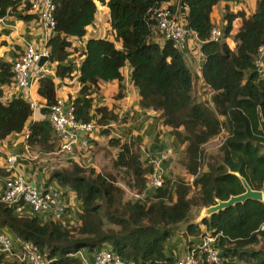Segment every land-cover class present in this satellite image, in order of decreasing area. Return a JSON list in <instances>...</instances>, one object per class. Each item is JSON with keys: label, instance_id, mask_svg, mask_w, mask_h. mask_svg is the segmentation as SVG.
Returning <instances> with one entry per match:
<instances>
[{"label": "trees", "instance_id": "16d2710c", "mask_svg": "<svg viewBox=\"0 0 264 264\" xmlns=\"http://www.w3.org/2000/svg\"><path fill=\"white\" fill-rule=\"evenodd\" d=\"M224 1L225 38L213 42V9ZM171 2L57 0L56 29L47 43L54 75L39 81L38 93L45 102L41 112L45 118L41 120L31 122L32 104L24 98L3 102L5 89L17 86V81L14 62L0 59V142L27 131L26 146L40 153L59 152V138L48 119L49 108L58 100L56 79L72 81L78 77L80 93L72 99L76 119L95 121L102 128L100 132L111 146L120 149L115 167L132 177L130 188L143 197L126 200L125 190L117 185L116 178L79 162L53 169L47 183H56L81 202L79 223L68 226L63 220L18 216L15 208L0 201V228L12 234L16 245L38 246L52 264H84L80 252L86 250L93 255L106 248L128 264H172L174 257L167 254V242L176 227L183 225L195 209L245 192L235 173L245 178L253 190H264V78L255 67L258 50L264 45V0H258L252 15L231 9L230 3L239 4L241 0H180L187 10L186 25L196 35L203 57L199 70L186 62L187 50L177 49L171 41H157L163 37L153 15L164 3ZM98 3L109 9L114 39L91 38L80 52L75 41L85 40L95 22ZM171 9L180 13L177 5ZM7 17L38 20L21 0H0V18ZM235 21L239 27L232 35ZM229 38L235 43L234 49ZM75 54L83 59L77 76L71 61ZM127 65L132 68V81L139 91V107L156 112L163 125L172 128L175 145L184 147L179 165L190 179L166 175L165 186L154 197L145 195L154 164L144 158L142 143L130 129L112 136L113 128L122 123L120 112L115 106L94 104V91L103 83L117 82L115 99H123V69ZM197 79L206 87L208 100H197ZM224 131L226 137L219 153L207 154L205 145ZM13 173L0 167V178ZM263 225L264 203L248 201L200 225H188L183 237L193 250L197 244L194 239L209 233L218 236L217 245L226 264H264ZM0 264L25 263L0 253Z\"/></svg>", "mask_w": 264, "mask_h": 264}, {"label": "built area", "instance_id": "2783aa9c", "mask_svg": "<svg viewBox=\"0 0 264 264\" xmlns=\"http://www.w3.org/2000/svg\"><path fill=\"white\" fill-rule=\"evenodd\" d=\"M23 5L30 6V13L38 17V22L43 29L44 46L37 49L34 45H29L18 60L14 62V72L16 74L17 86L22 89H29L34 82H39L47 76H53L54 70L49 67V62L44 66H39L42 57L50 56L47 48L49 39L54 35L56 29V1L57 0H21ZM172 3H164L157 10L153 17L156 21L157 31L162 35L163 41H171L175 47L181 51L188 49V40L191 34L187 25L183 21L181 12L171 9ZM4 21L5 18H0ZM225 38L224 28L214 25L210 33V41L220 42ZM255 67L258 74L264 78V45L258 50L255 58ZM33 111H37L40 106L38 102H31ZM48 119L59 138L60 154L70 156L80 144L82 149H87L91 145V138L102 130L95 121L88 123L76 119L75 109L72 102L57 100L49 108ZM29 135L26 134V138ZM82 141L80 142V140ZM80 148V149H81ZM53 154L38 153L31 156L33 162H43ZM145 159L148 164H154V171L148 176V188L157 191L163 188L166 183V173L162 167V162L168 160L165 154L162 158ZM27 156L18 154L7 157L6 164L8 169L14 170L13 175L6 178L4 187L0 189V201L15 208L18 216L41 217L48 216L54 220H63L67 217V209L70 204L65 197V191L56 183L48 184L44 188H38L25 178L19 169L22 160ZM76 162H79L76 160ZM80 163V162H79ZM81 164V163H80ZM83 165V164H82ZM193 181V179H191ZM135 198L143 200L141 195L135 194ZM264 230V225L261 227ZM218 236L207 234L201 238L199 246H196L189 253L180 257L172 264H226L227 260L223 257L217 245ZM0 253L7 259L18 261L25 264H52L41 253L38 246L30 243L16 245L15 239L9 231L0 233ZM84 264H128L120 255L111 250L103 249L95 253L94 258L89 260L86 256L78 254Z\"/></svg>", "mask_w": 264, "mask_h": 264}, {"label": "crops", "instance_id": "0c3cea01", "mask_svg": "<svg viewBox=\"0 0 264 264\" xmlns=\"http://www.w3.org/2000/svg\"><path fill=\"white\" fill-rule=\"evenodd\" d=\"M257 2L258 0H241L239 4L230 3V6L234 12L244 9L248 15H252L256 10ZM171 3L173 5H177V8L181 12L183 20L186 24L185 18L187 15V10L181 6L180 0H172ZM226 6L227 3L224 1L218 6L214 7L212 13V22L222 28H226L227 25V21L224 19ZM105 21L108 22V27L110 28V33L112 35L109 9L106 5L99 3L95 22L93 26L88 28V34L85 37V40L75 41V47L79 49L80 52L85 49L89 39L106 38L97 34L99 31L98 28ZM238 27L239 22L235 21L233 23V31L231 33L232 35L237 33ZM89 30H93L95 34H92V32H89ZM43 33V29L37 20L26 22L15 17H7L4 21L0 20V59L15 62L25 52L29 45H34L37 49L42 48L45 43L43 41ZM157 41L160 44L164 43L162 38H157ZM227 41L230 47L234 49L235 43L232 41V39L229 38ZM188 44L189 46L187 52L196 56V49H200V46L196 42L195 35L191 34L189 36ZM198 52V54L201 56L202 64V54L200 50ZM82 60L83 59H80L77 54L71 57V61L75 64L74 67L76 76L79 73V66ZM123 74L126 85L123 99H115V95L118 93L119 89L117 82L103 83L99 84L97 90L94 91V104L95 106L105 105L109 108H113L114 106L117 107L122 118V123L119 126L121 132L126 129L133 131V133L142 143V153L144 158L145 155H147L146 158L150 156V158L154 157L158 159L159 157L162 158V156L166 154L168 156V160L163 161L161 165L164 168L166 175H169L171 174V168H173H170L171 163L176 162L179 165L180 156L184 147L175 145V137L172 128L164 126L162 121L158 118L156 112L151 110H143L139 107L138 102L140 100V95L138 89L135 88L133 84L131 77L132 68L130 65H127L123 69ZM77 78L78 77H75V79L72 81H61L56 79L58 100L72 102V99H75L79 96L81 87L77 82ZM38 90L39 82H34L32 87L29 89H22L18 86L6 88L3 102H7L14 98H24L30 102H38L40 108L34 112L31 122L41 120L45 118L41 113L44 109L45 102L40 97ZM26 132L27 131L21 134H13L6 141L0 142V167L8 168L6 160L10 155L18 154L21 156H27V158L23 159V162L19 165L20 173L29 181H31L33 185L43 189L50 176V172L54 169V166H58L56 168L67 166L66 163H68L70 156L57 152L51 155L49 158L43 160V162H33L30 157L40 152L25 145ZM105 138V135L101 134V132H97L96 135L94 134L93 138L91 139H93V141L96 140V142H94L96 144L97 142L103 141ZM81 141L82 139L80 142ZM80 148L81 146L78 144L77 150L81 151L82 148ZM62 164H64V166ZM5 181L6 178H0V189L4 187ZM65 191L71 207L70 212L66 217L65 223L66 225L71 226L79 223L82 204L75 195L67 190ZM145 195L154 197L156 195V191L147 189ZM42 218L45 221L48 220L49 217L42 216ZM4 230L5 229L0 228V233ZM196 243V245L200 244L198 242ZM196 245H194L193 248L196 247ZM253 249L254 248H249V250ZM190 251L191 249L186 247L184 239H182L181 236H176L175 231L172 238L167 242V254L171 257H174V260H176L180 257H183ZM81 254L86 256L89 260H92L95 255L85 251H82Z\"/></svg>", "mask_w": 264, "mask_h": 264}, {"label": "rangeland", "instance_id": "374dc122", "mask_svg": "<svg viewBox=\"0 0 264 264\" xmlns=\"http://www.w3.org/2000/svg\"><path fill=\"white\" fill-rule=\"evenodd\" d=\"M97 1V0H96ZM99 4V3H98ZM244 10V9H242ZM238 12V11H237ZM238 22V21H237ZM237 29V28H236ZM98 35H101L102 37H106V39H111L113 40V35L110 33V28L108 27V22H104L101 24V26L98 28ZM89 32H92V34L95 32L93 30H89ZM79 50V49H78ZM200 49H196L197 55L195 56L194 54H190L187 51L184 52L185 60L188 63V65L195 70H199L200 65H201V56L198 54ZM203 59V57H202ZM195 84V96L197 100L199 101H205L208 100L209 95H207L206 92V87L203 85V82L200 79H197ZM100 132V131H98ZM97 132H95L96 135ZM100 135V133H99ZM112 136H120L121 135V130L119 129V126H115L113 128V133L111 134ZM226 137V132H222L220 136H217L213 140H211L207 145H205V150L207 154L209 155H216L219 153L221 144ZM93 138V136H92ZM91 146L87 149H82L81 151L76 150L73 154L70 155V159L68 160V163L66 165H70V163L76 162L78 160L81 164H83L85 167H94L98 170V172H102L103 174L106 175H111L114 178H116L117 185L121 186L125 190V199L126 200H139L134 197L137 192L130 188L129 184H132V177L127 175V173L123 169H117L114 165L115 160L118 157V154L120 152L119 148H115L114 146L112 147L110 144V141L106 137L103 141L97 142L96 144L93 142V139H91ZM181 157V156H180ZM176 161V160H175ZM64 166V164H62ZM54 166V169H57ZM173 167V168H171ZM61 168V167H60ZM171 168V174L167 175L169 178H183V179H190L185 172L183 168H181L180 165H178L176 162L171 163L170 165ZM53 171V170H52ZM194 181V180H193ZM192 181V182H193ZM194 190V189H193ZM195 191V190H194ZM143 198V197H142ZM201 209H195L188 220L183 224L175 228L176 231V236H181L182 239L183 237V232L186 229L187 223H192L197 216L199 215ZM66 220V217L63 218ZM203 230H206L205 227H202ZM196 242L200 243L199 238H195ZM185 245L187 247L186 240L184 239ZM85 252H87L85 250Z\"/></svg>", "mask_w": 264, "mask_h": 264}, {"label": "water", "instance_id": "95a60500", "mask_svg": "<svg viewBox=\"0 0 264 264\" xmlns=\"http://www.w3.org/2000/svg\"><path fill=\"white\" fill-rule=\"evenodd\" d=\"M47 62H49V58L42 57L39 62V66H44ZM235 175L241 180L245 192L238 196H231L226 201L216 200L215 204L212 206L202 207L197 218L192 223H187L186 228L190 224L200 225L205 220H210L215 215H218L219 213L224 212L237 205L245 204L248 201L259 202L262 204L264 203V190H253L245 178H243L239 173H235Z\"/></svg>", "mask_w": 264, "mask_h": 264}, {"label": "clouds", "instance_id": "9594fccd", "mask_svg": "<svg viewBox=\"0 0 264 264\" xmlns=\"http://www.w3.org/2000/svg\"><path fill=\"white\" fill-rule=\"evenodd\" d=\"M196 36V35H195Z\"/></svg>", "mask_w": 264, "mask_h": 264}]
</instances>
